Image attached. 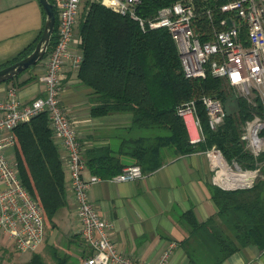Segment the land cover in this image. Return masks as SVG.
<instances>
[{"label":"trees","instance_id":"16d2710c","mask_svg":"<svg viewBox=\"0 0 264 264\" xmlns=\"http://www.w3.org/2000/svg\"><path fill=\"white\" fill-rule=\"evenodd\" d=\"M49 1L53 4V0ZM174 1L177 0H140L137 12L144 17L153 16L159 8ZM207 2L211 8L215 6L213 14L217 13L218 0ZM83 6L85 13L77 24L82 58L76 76L95 95L90 112L128 113L129 129L142 130L139 135L125 138L117 150L109 145L85 149L81 154L83 163L92 173L108 178L126 165L119 157L121 154L129 156L130 164H138L146 173L158 168L168 157L215 146L228 163L235 162L242 169L259 167L260 174L249 187L223 188L209 183L216 211L205 220L198 221L191 209L180 214L188 228L187 236L180 241L186 264H218L249 244L264 248V151L254 155L241 138L242 125L253 110L260 111L259 107L240 94L233 95L228 82L213 76L208 67L204 77H186L177 46L165 27L142 31L135 20L98 1ZM41 10L44 17L42 7ZM54 12L57 19L55 9ZM56 19L44 57L56 41ZM208 25L206 16L200 13L193 27L201 40L210 36ZM39 36L0 67L27 54ZM22 72L5 81L16 83ZM202 95L217 97L223 103L224 120L215 129L208 126L200 101ZM190 99L196 101L204 134V139L194 144L189 142L185 124L176 113V107ZM12 132L21 182L40 204L44 224L49 223L65 204L66 192L64 170L47 112L33 115ZM56 259L57 264H65L58 256ZM28 264L45 262L40 254L32 253Z\"/></svg>","mask_w":264,"mask_h":264},{"label":"built area","instance_id":"2783aa9c","mask_svg":"<svg viewBox=\"0 0 264 264\" xmlns=\"http://www.w3.org/2000/svg\"><path fill=\"white\" fill-rule=\"evenodd\" d=\"M89 1H98L130 17L142 31L165 27L177 46L186 77H204L208 67L213 76L224 78L240 95L258 106L260 111L253 110L251 117L242 125L241 132L246 147L257 155L264 151V0H218L215 14V6L211 8L207 0L204 4L194 0H177L159 8L149 17L137 12L140 0H53L57 36L47 52L44 71L39 76L44 84V96L21 102L16 98L15 87L9 86L5 96L0 98V230L13 240L16 249L21 252L35 250L43 240L45 224L40 204L21 182L17 160L9 157L8 150L13 153L15 145L12 130L33 115L45 111L54 138L67 153L80 235L91 249L78 264H146L116 249L108 233L111 222L99 216L89 201L88 188L103 178L96 174L83 177L85 164L81 159L80 143L73 124L59 104V72L63 62L69 60L73 68H78L82 58L79 38L74 39V29L79 6ZM200 13H204L209 24L210 36L205 40H201L193 27ZM200 101L205 107L208 126L217 128L225 116L222 101L210 95H202ZM176 113L185 124L190 143L204 139L194 99L179 104ZM204 152L215 166V184H231L236 181L238 171L256 170L240 167L234 170L215 146ZM216 156H220L228 167L223 169L215 161ZM255 173L244 183L222 187H249L255 179ZM142 175L138 164H129L108 178L121 181ZM175 245V241H170L155 264H164Z\"/></svg>","mask_w":264,"mask_h":264},{"label":"crops","instance_id":"0c3cea01","mask_svg":"<svg viewBox=\"0 0 264 264\" xmlns=\"http://www.w3.org/2000/svg\"><path fill=\"white\" fill-rule=\"evenodd\" d=\"M43 23L38 0H0V64L33 42L41 34ZM75 34L74 39L77 40ZM45 62L46 56L37 67L22 72L16 83L1 82L0 98L5 96L9 86L15 87L16 98L21 102L44 96V84L39 76L44 71ZM77 69L69 60H64L59 72V104L75 128L81 154L92 146L109 145L117 150L125 138L139 135L138 130L129 129L131 120L128 113L91 114L95 95L90 87L79 81ZM27 78L30 79L18 83ZM54 141L65 176V238L48 243L44 232L42 242L30 252L26 261L30 260L31 253H38L45 262L51 250V264H57V256L62 263L64 260L65 264H78L91 249L80 235L67 153L55 138ZM8 152L9 156L14 155L10 150ZM119 157L126 165L132 162L125 154ZM93 174L85 164L83 177ZM214 174L215 166L208 154L204 150H196L168 157L158 168L143 173L141 177L121 181L100 179L91 184L87 195L99 216L111 222L108 233L117 250L146 264H155L168 243L175 241L176 245L164 264H186L180 241L187 236L188 228L180 214L191 209L196 219L202 221L216 211L208 189ZM218 185L229 186L226 182ZM9 238L0 230V264L5 260L1 259L3 253L13 250L7 246ZM218 264H264V248L246 245Z\"/></svg>","mask_w":264,"mask_h":264},{"label":"rangeland","instance_id":"374dc122","mask_svg":"<svg viewBox=\"0 0 264 264\" xmlns=\"http://www.w3.org/2000/svg\"><path fill=\"white\" fill-rule=\"evenodd\" d=\"M84 13H85L84 12V6L81 4L79 6L77 17H76L77 18V22H76L77 24H78L79 19H81L83 17ZM76 26H75V29H74V34L76 33L75 35L78 36V29H77ZM44 58L45 57H43V59ZM40 61H38L36 64L32 65L28 69H32L34 67H37V65H38V63ZM28 69H26V70H28ZM232 91H233L232 92L233 95H239V93H238V91L236 89H233ZM136 130H138V129H136ZM137 132L141 133L142 130H138ZM144 133H146V135L149 134V130L148 129H144ZM9 157L10 158H14V155L13 156H9ZM229 165L234 170H239L240 169L238 165L236 166L235 162H232ZM255 171H256L255 175L258 176L260 174L259 169L256 168ZM256 176H255V178H256ZM229 185H231V184H229ZM45 232H46L45 233L46 240L48 241V243H52V241H54V240L61 241L62 239L65 238V204L63 205V208H61V209L59 208V210L56 211V213L53 216L52 221L49 222V223L47 222L45 224ZM7 246L12 248L13 250H12V252L5 251L3 253V257H1V259L4 258L5 260H3L2 264H28L29 261H26V259L29 256L30 252H33V251L21 252V251L16 250L15 246L13 245V240H11L10 238L7 239ZM48 256L49 257H46L45 264H51L52 263L53 259H52L51 250L48 252Z\"/></svg>","mask_w":264,"mask_h":264},{"label":"water","instance_id":"95a60500","mask_svg":"<svg viewBox=\"0 0 264 264\" xmlns=\"http://www.w3.org/2000/svg\"><path fill=\"white\" fill-rule=\"evenodd\" d=\"M38 2L44 10L42 32L33 48L27 54L0 67V83L36 64L44 57L47 51L54 31L56 16L53 4L49 0H38Z\"/></svg>","mask_w":264,"mask_h":264},{"label":"bare ground","instance_id":"6f19581e","mask_svg":"<svg viewBox=\"0 0 264 264\" xmlns=\"http://www.w3.org/2000/svg\"><path fill=\"white\" fill-rule=\"evenodd\" d=\"M215 161L220 163L223 166V169L228 167V166H226L225 161L220 156H216ZM253 174H254V171H244V172L238 171V173H236V181H232L231 184L244 183Z\"/></svg>","mask_w":264,"mask_h":264}]
</instances>
